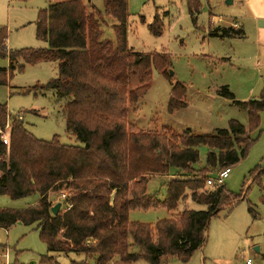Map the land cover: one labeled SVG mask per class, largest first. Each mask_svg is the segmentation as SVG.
Masks as SVG:
<instances>
[{
	"label": "trees",
	"instance_id": "obj_1",
	"mask_svg": "<svg viewBox=\"0 0 264 264\" xmlns=\"http://www.w3.org/2000/svg\"><path fill=\"white\" fill-rule=\"evenodd\" d=\"M85 1L50 0L40 12L36 38L48 45L46 49L8 51L5 34L0 36V57L9 60L8 70H0V84H6L13 72L22 71L20 61L58 64L57 77L46 88L68 99L66 129L80 145H63L58 137L40 141L26 130L20 116L8 125L11 116L0 105V129L6 137V144L0 138V197H39L35 205L22 210L0 209V228L37 225L49 254L45 264H52L55 255L69 254L84 257L71 264H134L139 260L161 264L163 259L187 263L204 246L211 219L242 199L222 185L207 186V176L247 157L254 143L250 132L259 126L264 111V90L258 99L247 102L236 101L225 88L219 91V96L247 111L248 129L232 120L227 129L209 136L139 131L129 124L128 110L148 91L153 68L166 73L168 56L138 54L128 47L129 0H103V13L89 0L87 7ZM187 4L195 18L199 0H187ZM109 19L114 21L110 26L114 41L102 39ZM148 30L155 37L162 35L158 15ZM242 33L218 28L211 35L224 39L244 37ZM184 100L185 88L174 85L169 113L186 107ZM200 147L208 148L206 167L195 171ZM173 170L200 174L186 179L175 177ZM157 176L169 177L163 183L162 202L148 194L149 181ZM60 192L66 195L64 209L54 216L51 196ZM189 199L206 210H185L154 226L129 219L136 210L162 207L175 212ZM135 248L138 252H133Z\"/></svg>",
	"mask_w": 264,
	"mask_h": 264
},
{
	"label": "rangeland",
	"instance_id": "obj_2",
	"mask_svg": "<svg viewBox=\"0 0 264 264\" xmlns=\"http://www.w3.org/2000/svg\"><path fill=\"white\" fill-rule=\"evenodd\" d=\"M89 1L103 13V0ZM49 3L50 0H0V36L5 34L8 51L48 48L36 38V22ZM85 3L88 7V0ZM199 4V13L193 18L187 0H129L128 47L138 54H166L169 60L166 73L153 68L148 91L128 110L129 124L139 131L175 136L191 132L196 136H209L218 129H227L232 120L246 129L249 127L247 111L219 96V91L225 88L239 102L261 96L264 50L258 53L255 23L242 18L248 12L244 3L228 6L226 0H199ZM156 15L163 23L160 37L151 35L148 30ZM214 18L221 23L212 26ZM108 23V27L102 29V39L114 41L110 27L114 21L109 19ZM234 23L244 32V37L222 39L211 35L218 27L233 28ZM19 66H23L21 72H13L6 84H0V105L5 106L11 116L8 125L12 124V118L20 116L26 130L36 139L50 142L58 137L63 145L80 146L66 129L64 108L68 99H61L46 88L57 77L58 64L27 65L20 61ZM8 67V58L0 57V70H8ZM176 84L185 88L186 107L171 114L168 105ZM249 136L254 143L247 157L227 169L222 185L232 196L242 199L233 201L230 208L211 219L204 246L187 263L163 259L161 264H247L248 260L252 264H264V111L260 113L259 126ZM2 137L6 139L0 129ZM198 151L200 160L193 169L202 171L206 167L208 148L200 147ZM219 171L207 178L216 181ZM172 174L188 179L200 173L189 175L173 170ZM168 178L152 177L148 184L149 196L162 202L165 199L163 183ZM62 195L60 192L51 196L52 204H61L59 212L64 209ZM38 200V195L21 200L0 197V209L22 210ZM185 210L205 211L206 207L189 199L180 203L175 212L162 207L136 210L130 213L129 219L154 226ZM133 252L138 250L135 248ZM47 257L48 250L37 225L0 228V264H45ZM83 260V256L75 254L55 255L52 264ZM134 264L149 263L139 260Z\"/></svg>",
	"mask_w": 264,
	"mask_h": 264
},
{
	"label": "crops",
	"instance_id": "obj_3",
	"mask_svg": "<svg viewBox=\"0 0 264 264\" xmlns=\"http://www.w3.org/2000/svg\"><path fill=\"white\" fill-rule=\"evenodd\" d=\"M235 2L244 3L246 5L248 12L247 15L242 18L246 21L250 20L251 22L255 23L256 45L258 46L259 49L258 53L262 54L261 50L262 49L264 50V0H233V4ZM220 23H221L220 19L214 18V22L212 26H214L215 24L218 25ZM232 27L235 30H241L237 23H234ZM222 28H224V26Z\"/></svg>",
	"mask_w": 264,
	"mask_h": 264
},
{
	"label": "built area",
	"instance_id": "obj_4",
	"mask_svg": "<svg viewBox=\"0 0 264 264\" xmlns=\"http://www.w3.org/2000/svg\"><path fill=\"white\" fill-rule=\"evenodd\" d=\"M1 139L3 140V143L6 144V140H5V138L2 137ZM227 174H228V170H224V171H222V172L219 174V177H218V179H217L216 181H213L212 179H208V180H207V185H208L209 187H214L215 185H217V186H221V185H223V179L227 176ZM62 196H63V197H62ZM62 196L60 197V199H61V200H64L65 197H66V195H62ZM247 264H252V261H251V260H248V261H247Z\"/></svg>",
	"mask_w": 264,
	"mask_h": 264
},
{
	"label": "water",
	"instance_id": "obj_5",
	"mask_svg": "<svg viewBox=\"0 0 264 264\" xmlns=\"http://www.w3.org/2000/svg\"><path fill=\"white\" fill-rule=\"evenodd\" d=\"M226 4H227L228 6L233 5V0H226ZM171 75H173V74L171 73ZM60 208H61V204H57L56 206H54V207L52 208V210H51L52 214H53L54 216H56V215L58 214ZM255 251L258 252V248H256Z\"/></svg>",
	"mask_w": 264,
	"mask_h": 264
}]
</instances>
